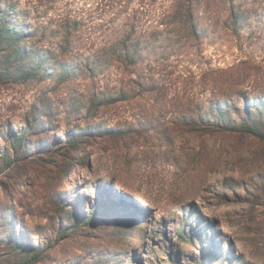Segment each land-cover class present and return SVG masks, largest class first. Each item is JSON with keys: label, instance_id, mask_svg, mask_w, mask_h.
<instances>
[{"label": "rangeland", "instance_id": "rangeland-1", "mask_svg": "<svg viewBox=\"0 0 264 264\" xmlns=\"http://www.w3.org/2000/svg\"><path fill=\"white\" fill-rule=\"evenodd\" d=\"M92 3L0 0V13L29 31L21 46L43 69L28 80H0V264H264V140L221 132L179 137L174 147L155 132L133 133L142 111L165 115L153 96L122 94L102 71L78 73L90 53L80 45L58 55L63 18L80 20ZM202 47L196 71L248 60L246 86L264 93V9L241 36L209 26ZM3 53L0 46V61ZM107 126L128 131L109 136ZM80 127L86 133L73 147L70 134ZM16 135L26 136L21 148Z\"/></svg>", "mask_w": 264, "mask_h": 264}, {"label": "trees", "instance_id": "trees-1", "mask_svg": "<svg viewBox=\"0 0 264 264\" xmlns=\"http://www.w3.org/2000/svg\"><path fill=\"white\" fill-rule=\"evenodd\" d=\"M260 9H264V0H93L80 20L63 18L61 27L68 31L58 55H66L68 46H72L70 52H76L80 45L82 53H90L86 63L76 65L77 72L97 75L102 71L114 80L112 89H120L122 94L153 96V108L165 115L158 119L142 111L139 126L129 127L133 133L145 136L149 132L153 137L151 132H155L157 141L174 147L179 137L200 138L221 132L264 140V93H253L246 86L253 75L251 62L241 60L227 68L207 63L201 71L194 69L205 58L202 45L209 26L241 36V26ZM5 12L0 13V46L4 52L0 80L9 74L28 80L43 69L40 64L39 70L34 68L35 61H29L31 53L21 46L29 31L17 28ZM112 100L110 96L101 102ZM234 112L237 117H233ZM104 131L109 136H121L128 130L107 126ZM76 132L69 137L73 147L80 145V136L86 133L83 127ZM15 139L21 148L26 136L16 135ZM134 208L144 215L145 209ZM15 244L22 250L28 248L20 240ZM41 251L36 249L29 261L38 262ZM213 255L227 258L221 250H214Z\"/></svg>", "mask_w": 264, "mask_h": 264}, {"label": "bare ground", "instance_id": "bare-ground-1", "mask_svg": "<svg viewBox=\"0 0 264 264\" xmlns=\"http://www.w3.org/2000/svg\"><path fill=\"white\" fill-rule=\"evenodd\" d=\"M119 186V185H118Z\"/></svg>", "mask_w": 264, "mask_h": 264}]
</instances>
